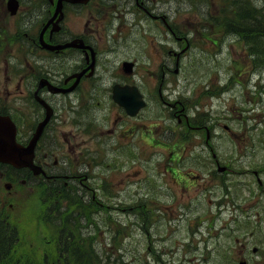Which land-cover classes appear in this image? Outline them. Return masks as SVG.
<instances>
[{"label": "flooded vegetation", "instance_id": "obj_1", "mask_svg": "<svg viewBox=\"0 0 264 264\" xmlns=\"http://www.w3.org/2000/svg\"><path fill=\"white\" fill-rule=\"evenodd\" d=\"M207 6L208 0H0V116L14 123L24 146L45 120L33 154L41 172L1 165L10 189L4 201L34 186L43 207L56 197L91 229L92 210H128L143 227L142 219L151 223L164 207L171 210L167 222H184L198 239L218 235V264H264V75L251 79L252 39L233 26L234 43L249 57L242 72L231 73L233 125H220L229 132L227 151L207 149L214 131L202 116L204 103L190 102L186 85L175 87L192 48H218V11ZM207 85L192 96L202 98ZM65 124L71 129L63 131ZM192 129L204 130L194 133L196 149ZM160 147L168 152L153 159ZM127 188L135 190L120 200ZM212 206L214 214L207 211Z\"/></svg>", "mask_w": 264, "mask_h": 264}, {"label": "rangeland", "instance_id": "obj_2", "mask_svg": "<svg viewBox=\"0 0 264 264\" xmlns=\"http://www.w3.org/2000/svg\"><path fill=\"white\" fill-rule=\"evenodd\" d=\"M211 1L213 2L211 3ZM228 1L208 0L207 8L211 9L213 13L218 11V48L207 44L192 48L181 64V74L177 83L176 77H174L171 82L165 84L166 87L170 83L172 85L176 83L175 87L186 85V94L191 96L190 102L200 100V103H204V112L201 111L202 116L205 122H209L211 125V128L208 127L209 132L214 131L213 139L207 143V149H211L216 153H218V147L222 151L229 147L226 139L228 133H225L220 125L226 124L231 129L233 125L231 121L233 117L231 73L242 72L249 57L247 54L242 53L243 49L239 44L234 43L235 39L230 32L222 28L223 24L229 22L233 15L232 6ZM240 6H253L262 12L259 10V7H261L264 13V0H242ZM258 71L264 73V65H260ZM184 78L187 79L186 82ZM204 81L208 82V91L205 92V95L202 98H198V96H202L199 93L192 96L196 87L202 85ZM218 83L226 86L225 92H220ZM157 117L160 118V111ZM70 129V124L62 126L63 131ZM198 131L204 132L203 129L191 130L192 146L196 145L197 135H194V133H198ZM218 137H221V139L218 140ZM159 140V143H161V139ZM155 151L156 155L153 159H158L160 154L168 152V149L160 147ZM101 161H95V171L100 169L98 164ZM128 162L130 161L127 160ZM151 163V161L144 160L143 168H151ZM96 174L98 175L97 171ZM5 182L6 180L0 178V209L4 211V214L6 212L10 213L9 220L18 230L19 237L14 250L15 253L18 255L42 256L44 252L42 241L51 239L50 234L55 231L54 226L60 216L58 211H64L66 202H59L58 198L52 197L48 200L42 217V210L39 208V192L34 186L22 188L14 200L5 202L4 199L9 195L7 192L10 190L4 188ZM95 183H98L96 178ZM134 190V188L124 189L120 200L125 197L128 201V196ZM153 190L158 191L156 188ZM160 200L165 201L161 195ZM9 205H12V208ZM128 205V202L123 203V206ZM156 209H160L161 214L159 215L155 211L154 220L151 223L142 219L145 224L143 227L140 220L126 210H111V212L100 210L101 213L99 214H95L92 210L91 215H95L96 226L90 231L86 223H81L83 225L81 232L82 235L91 240L90 248L94 246V251L99 252L108 264H218V235L210 237L203 233L202 239H198L197 235L193 236L189 232L184 222L174 223L173 220L171 223L167 222V218H171V214H169L171 210L164 207ZM179 211H183V209ZM207 211L214 214L216 208L212 206ZM191 227L193 228V225ZM198 228L204 230L205 226L199 225ZM215 228L218 232V222H216ZM117 230H120L119 234H117ZM150 249L157 250L155 255H158V257L150 253Z\"/></svg>", "mask_w": 264, "mask_h": 264}, {"label": "trees", "instance_id": "obj_3", "mask_svg": "<svg viewBox=\"0 0 264 264\" xmlns=\"http://www.w3.org/2000/svg\"><path fill=\"white\" fill-rule=\"evenodd\" d=\"M237 19L230 22L231 26L241 29L253 41L255 51L262 49L259 44L264 41V14L252 7L237 4ZM63 235L65 238L55 240L57 252L52 249L46 256H31L16 254L19 234L6 224L0 216V264H106L104 258L94 251H90V243L83 239L80 231L71 221L61 218ZM87 240V241H86ZM89 247H88V245Z\"/></svg>", "mask_w": 264, "mask_h": 264}, {"label": "water", "instance_id": "obj_4", "mask_svg": "<svg viewBox=\"0 0 264 264\" xmlns=\"http://www.w3.org/2000/svg\"><path fill=\"white\" fill-rule=\"evenodd\" d=\"M61 1L58 0L59 5ZM43 124L38 126L30 143L22 147L14 141L15 130L10 120L7 117H0V162L16 168L29 167L36 174L38 168L32 164V151Z\"/></svg>", "mask_w": 264, "mask_h": 264}]
</instances>
